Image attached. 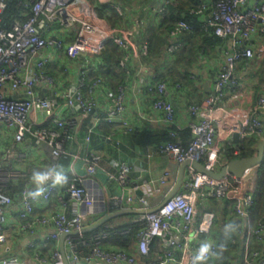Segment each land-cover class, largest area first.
<instances>
[{
  "label": "built area",
  "instance_id": "1",
  "mask_svg": "<svg viewBox=\"0 0 264 264\" xmlns=\"http://www.w3.org/2000/svg\"><path fill=\"white\" fill-rule=\"evenodd\" d=\"M5 6L6 0H0V13ZM205 19L214 35L225 41V48L219 52L223 66L214 81V95L189 107L194 119L187 126L191 134L187 146L171 141L153 147V151L170 157L179 166L196 161L206 170L217 171L219 156L226 145L233 144L236 156L241 141L264 134V85L255 90V98L248 102L241 77L245 73L244 77L252 84L264 62V0H215ZM179 27L185 28V25L179 24ZM108 40L130 49L136 57L130 33L110 27L96 15L88 0H33L25 22L14 23L8 31L0 30V247L8 241L6 215L14 204V199L2 188L23 176L8 167V161L20 144L30 139L36 146H44L50 158L47 170L60 165L61 157L66 154L65 141L77 143L82 121L93 116L96 110L104 113L105 124L117 130L127 132L135 128L126 113L127 86L107 95L109 90L103 89L104 82L96 80L85 94L83 78L77 74L79 79H73L74 63L79 57L99 55ZM177 48L179 45L171 46L170 50ZM60 63L64 67L63 74L69 77L65 82L45 74L51 65L60 69ZM240 63L246 65L241 67ZM138 68L144 74L149 95L158 98L152 103L153 110L162 115L167 127L175 126L176 111L169 99L168 84L160 82L151 86L159 70L153 65ZM99 121L93 117L94 124L84 137L85 144ZM235 135L236 142L232 140ZM80 152L82 147L78 154ZM79 160L75 155L70 166L73 181L79 185H70L64 193L78 205L73 215H67V203L62 198L59 210L34 215V209L48 203L55 193L57 185L51 182L43 195L35 199L28 195L35 190L34 184H27L20 191L16 211L18 233L32 237L41 232L45 244H55L49 259L37 254L33 257L37 263L63 264L57 247L59 239L62 235L76 233L63 242L70 264H138L142 257L149 258L143 264H207L217 254L216 241L210 237L216 216L208 210L209 202L214 200L228 202L231 205L229 216L242 224L241 261L233 264H264L263 252L251 246V239L264 240V208L255 222L250 221L258 173L264 161L240 178L228 174L218 181L188 167L182 186L157 212L133 218L132 224L142 226L136 234L133 254L116 247H104L103 242L108 238L106 232L93 236L92 248L84 254L79 249L86 246L81 231L90 217L99 212L106 216L131 210L132 206L148 210L152 208L148 197L157 196L160 203L174 186H166L171 176L165 171L156 181H144L142 186L130 188L125 196H106L96 177L101 156L86 153L82 175H77L73 166ZM143 161L146 162V158ZM114 168L111 178L125 186L130 166L116 163ZM136 190H147L146 195L135 197ZM152 241L158 244L153 249ZM30 247L33 248L32 242ZM0 264H28V259L9 255L0 257Z\"/></svg>",
  "mask_w": 264,
  "mask_h": 264
},
{
  "label": "trees",
  "instance_id": "2",
  "mask_svg": "<svg viewBox=\"0 0 264 264\" xmlns=\"http://www.w3.org/2000/svg\"><path fill=\"white\" fill-rule=\"evenodd\" d=\"M214 1L164 0L162 6L148 9V12L152 11V17L149 16V19L146 20V24H148L146 27L142 28L139 26L132 41L136 47L139 63L141 65H153L159 70V76L152 82L151 86L160 82H166L169 88L175 92L191 90L194 93L193 91L197 90L196 76L191 72L193 67L199 59L210 60L213 57L215 58L217 52L219 53L222 48H225V41L214 35L212 28L207 25L208 23L205 19L209 16ZM32 2L33 0H6L5 9L0 13V30L8 31L14 23L25 22L30 16ZM96 14L99 18H104L111 27L115 26L119 21V15L111 4L99 5ZM108 14L109 16H107ZM139 19L142 21L141 16ZM179 24L185 25V28L179 27ZM175 45H179V48L171 51L170 47ZM131 59L132 51L130 49H123L115 44L114 41L108 40L99 55L79 57L78 61L74 63L73 79H79V77H76L77 74L83 78L86 86L83 90L85 94H87L88 87L96 80L104 82V90L115 93L118 88L128 85L127 81L129 80V72L132 66L130 64ZM244 65L246 64L240 63L241 67ZM45 74L58 79L60 82V78L65 80L68 77V75L65 76L63 74V69L60 70V73H55L54 70L47 68ZM258 78L256 91L260 86L264 85V62ZM145 94L151 104L158 99L156 95H149L147 85L145 86ZM197 98L194 104L199 105L202 102L201 95L197 96ZM93 117H97L100 121L92 129V133L89 136L90 140L86 144V149H84L85 153L93 152L99 154V143L104 144L108 136H110V140L108 141L111 145L121 150L125 146L128 148H153L171 141H176L185 147L191 139L189 128L177 130L175 126L164 130L139 128H132L127 132L117 130L114 126L105 124L102 120L104 113L96 110L93 116H89L82 121L80 131L77 134V140L80 138L82 141L88 129L92 128L94 124ZM111 133L114 134L110 135ZM171 133L175 135L171 136ZM263 140L264 134L261 137L251 136L241 141L238 145V154L236 156L233 154V144H228L222 149L219 158H223L225 165L234 159L253 157L257 153L259 143ZM73 143L77 146L75 142L70 143L69 141H65L66 154L61 157L60 165L63 166L69 160V150L74 146ZM68 145L71 147H68ZM70 176L66 182L68 186L66 188L61 186L62 194L65 193V190L70 185H79L78 182L73 181V176L72 178ZM26 185V182L23 180H12L2 190L16 200V198L19 199L20 191ZM255 196L253 205L250 208L251 223L260 217L264 208V163L258 173ZM230 206L228 202L218 203L215 201L212 204L209 202L208 210L212 211L216 216L213 228L210 231V237L216 241L217 254L207 264H233L241 261V250L244 239L241 236L242 224L229 216ZM122 217L127 220L117 224L116 221L119 218H115L92 232L84 233L82 238L85 240L86 246L79 249L84 254L88 253L92 248L90 240L93 236L106 232L108 238L103 242L104 247H116L133 254L136 247V234L142 226L132 224L135 215H125ZM96 222L97 217L94 215L87 220L85 226ZM110 226H113V228H110ZM123 231H127L128 233L122 234ZM155 244L157 242L152 241V249ZM251 246L252 249H259L264 254V240L251 239ZM52 248V242H48L41 246L38 251H35V254L45 258L47 257V253L50 254ZM156 249L159 250V248ZM142 259L146 261L149 258L142 257Z\"/></svg>",
  "mask_w": 264,
  "mask_h": 264
},
{
  "label": "crops",
  "instance_id": "3",
  "mask_svg": "<svg viewBox=\"0 0 264 264\" xmlns=\"http://www.w3.org/2000/svg\"><path fill=\"white\" fill-rule=\"evenodd\" d=\"M88 1L95 8V10L101 3L102 5L111 4V6L117 11L119 15L118 23H116V25L112 28L124 32H129L131 39L139 29V26L144 28L148 25L146 24V20L149 19V16L152 17V11L148 12V9L158 8L162 6L164 2V0H106L104 2H99V0ZM143 13L145 16L143 15ZM107 16H109V14ZM140 16L142 17V21L141 19H139ZM218 54L219 53L217 52V56H215V58L213 57L210 60L199 59L197 64L193 67L191 72L194 74V76H196L197 80V90L193 91L194 93H192L191 90L175 92L174 90L170 89L169 99L175 107V128L177 130L187 128L189 122L194 119V117L189 113V107L197 105L194 104L195 100L198 99L197 96L201 95V99L203 101L208 96H210V92L213 91L216 75L223 66V59ZM130 64L132 66L129 72V80L127 81L128 89L125 98L126 113L130 122L135 128L139 129L164 130L168 128L162 120V115L159 112L153 110L150 100L147 99V96L145 94L146 81L144 79L143 72L138 68L141 64L139 63L137 55L135 57L132 53ZM60 65L62 66L60 69H58L55 65H51L49 67V70H54L55 73H60V70L64 69L61 63ZM72 72L74 73V70ZM244 76L245 73H243L241 77L243 85L248 92L247 101L251 102L255 98V88H257L258 86L257 82L259 78H256V80H254L251 84ZM68 78L69 77H66L65 80H62V78H60V80L61 82H65L68 80ZM111 94L112 93L110 91L109 93H107V95ZM73 145L74 146H72V149L69 150V160L66 164H63L65 173L68 177L71 175V178L73 175L70 172V166L73 157L75 155L79 156L80 160L73 166L77 172V175H82V160L86 156V153L84 151V149H86L84 138L82 141L80 140V138L79 140H77V146L74 143ZM80 147H82V152L78 154ZM98 152L102 157V160L97 168L96 177L99 180L101 188L106 196H125L129 193L130 188L142 186V183L144 181H156L163 175L165 171H168L171 176L166 186H176L177 184L181 166L175 164L171 160V158L166 155L156 154L153 151L152 147L128 148L127 146H125V148L121 150L119 148H114L107 140L104 144L99 143ZM144 158H146V162L143 161ZM49 160L50 158L44 146H36L33 140L26 139L23 144H20L17 147L15 153L13 154V157L8 161V167L11 170H18L21 172L23 176L20 178V180L25 181L26 184H33V173L35 171H45ZM116 163H125L130 166L131 171L128 174L125 186L120 185L114 178H111V176L115 173L114 165ZM186 178L187 168H185L183 172L181 186ZM61 186H64L66 188V186H68V183L57 185L56 192L52 196L51 200L46 204L38 205L34 209V215L41 216L49 211L59 210V201L61 198H63L67 203L66 213L68 216L73 215V213L78 210V205L73 202L66 194H62ZM146 191L147 190H136L133 192V195L135 197L140 195L145 196ZM148 202L152 207H154L159 202V198L157 196L148 197ZM18 208L19 199L16 198V200H14L13 207L7 210L6 231L8 234V241L4 246L0 247V257L16 255L21 258L28 259V264H39L33 260V257L36 255L35 251H38L41 246L45 245V243L42 241V233L38 232L37 235L32 237L27 236L26 234L24 235L18 233L16 227L19 224V221L16 217V211ZM132 210H138V207L132 206ZM95 215L97 217V221L105 217V215L101 212L96 213ZM121 217L122 216L117 217L119 218L116 221L117 224L125 222L127 220L126 218ZM87 226L90 225H86V227ZM31 242L33 243V248L30 247ZM52 245L54 247L55 244L52 243ZM157 245L158 244H155V246ZM57 247L60 249V242H58ZM49 257L50 254L47 253V257L45 258L49 259ZM143 260L144 259L139 258L138 264H143L145 262Z\"/></svg>",
  "mask_w": 264,
  "mask_h": 264
},
{
  "label": "water",
  "instance_id": "4",
  "mask_svg": "<svg viewBox=\"0 0 264 264\" xmlns=\"http://www.w3.org/2000/svg\"><path fill=\"white\" fill-rule=\"evenodd\" d=\"M210 95H214V92L211 91ZM232 140L234 142H236L237 141V135L233 136ZM263 161H264V140L259 143V145L257 147V153L255 156L250 157V158L234 159V160L228 162L227 164L223 165L221 167V169H219L217 171L206 170L205 167L200 162L187 161L181 165L180 174H179V178H178L176 186H174V188L172 189L170 194L166 198H164L160 203H158L156 206H154L148 210H132L131 209V210H121V211H117V212L107 214L105 217H103L101 220L97 221L95 224L85 227L81 231V233L84 234V233L92 232V231L96 230L97 228H99L100 226L107 223L108 221L115 219L117 217H120V216H125V215L137 216V215L151 214V213L157 212L165 204V202L173 194H175L178 191L179 187L181 186L183 172H184L185 168L192 167L194 169V171H196L198 173H205L209 178L218 181V180H221L222 178H224L228 174H231L235 177L240 178L244 175V173L247 170H251L255 167L260 166L263 163ZM75 234L76 233H72L70 235H62L59 239L60 251H61L62 256H63V264H70V262H68V259H67L69 254H65V251H64V246H63L64 239L67 236H72Z\"/></svg>",
  "mask_w": 264,
  "mask_h": 264
},
{
  "label": "clouds",
  "instance_id": "5",
  "mask_svg": "<svg viewBox=\"0 0 264 264\" xmlns=\"http://www.w3.org/2000/svg\"><path fill=\"white\" fill-rule=\"evenodd\" d=\"M68 176L62 165H55L46 171H35L32 175V182L36 186L35 190L30 191L28 195L33 199L40 197L46 190L49 182L53 185H63L67 182ZM207 249V245L204 246ZM199 259V257H198Z\"/></svg>",
  "mask_w": 264,
  "mask_h": 264
},
{
  "label": "rangeland",
  "instance_id": "6",
  "mask_svg": "<svg viewBox=\"0 0 264 264\" xmlns=\"http://www.w3.org/2000/svg\"><path fill=\"white\" fill-rule=\"evenodd\" d=\"M101 1H106V0H101ZM99 5H102V3L101 4H99ZM96 10H97V8H96ZM96 10H95V12H96ZM109 24V23H108ZM68 147H71L70 145H68ZM72 149V148H71ZM220 157V156H219ZM224 165V160H223V158H219L218 159V165H217V169L219 170V169H221V167ZM212 202H215L214 200H211L210 201V203L212 204Z\"/></svg>",
  "mask_w": 264,
  "mask_h": 264
}]
</instances>
